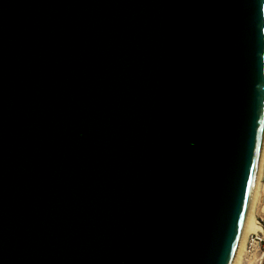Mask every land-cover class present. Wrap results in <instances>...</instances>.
Instances as JSON below:
<instances>
[{
	"label": "water",
	"instance_id": "1",
	"mask_svg": "<svg viewBox=\"0 0 264 264\" xmlns=\"http://www.w3.org/2000/svg\"><path fill=\"white\" fill-rule=\"evenodd\" d=\"M264 121V0H0V264H229Z\"/></svg>",
	"mask_w": 264,
	"mask_h": 264
},
{
	"label": "bare ground",
	"instance_id": "2",
	"mask_svg": "<svg viewBox=\"0 0 264 264\" xmlns=\"http://www.w3.org/2000/svg\"><path fill=\"white\" fill-rule=\"evenodd\" d=\"M263 156H264V121H263L262 134H261V139H260L257 158H256V164H255V169H254V174H253V179H252L249 200H248L246 211H245V214L242 220L240 231H239L236 244L234 247V251H233L229 264H237L240 253L243 247L245 248L244 244H246L249 233L254 232L259 228V225H257L256 221H254L252 217V205H253L252 203L256 195L257 188L259 184H261L259 179H260V174H261Z\"/></svg>",
	"mask_w": 264,
	"mask_h": 264
},
{
	"label": "rangeland",
	"instance_id": "3",
	"mask_svg": "<svg viewBox=\"0 0 264 264\" xmlns=\"http://www.w3.org/2000/svg\"><path fill=\"white\" fill-rule=\"evenodd\" d=\"M252 204V217L254 221L259 216L264 217V184L262 182L257 188ZM237 264H264V246L260 245L254 248L250 254L245 253V248L243 247Z\"/></svg>",
	"mask_w": 264,
	"mask_h": 264
},
{
	"label": "built area",
	"instance_id": "4",
	"mask_svg": "<svg viewBox=\"0 0 264 264\" xmlns=\"http://www.w3.org/2000/svg\"><path fill=\"white\" fill-rule=\"evenodd\" d=\"M259 180L264 184V156ZM256 223L259 225V228L256 231L249 233L247 237L245 244V253L247 254H250L254 248H257L260 245L264 246V217H257Z\"/></svg>",
	"mask_w": 264,
	"mask_h": 264
}]
</instances>
